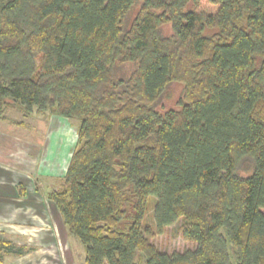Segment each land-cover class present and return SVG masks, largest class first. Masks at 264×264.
Wrapping results in <instances>:
<instances>
[{"label":"trees","instance_id":"trees-1","mask_svg":"<svg viewBox=\"0 0 264 264\" xmlns=\"http://www.w3.org/2000/svg\"><path fill=\"white\" fill-rule=\"evenodd\" d=\"M140 1L122 29L136 0H0V117L15 104L78 121L47 199L83 264H264V0ZM115 62L137 67L118 77ZM173 80L184 100L161 113ZM178 220L195 249L159 251L151 236Z\"/></svg>","mask_w":264,"mask_h":264},{"label":"rangeland","instance_id":"rangeland-1","mask_svg":"<svg viewBox=\"0 0 264 264\" xmlns=\"http://www.w3.org/2000/svg\"><path fill=\"white\" fill-rule=\"evenodd\" d=\"M136 0L121 21L128 29L140 11ZM216 29L207 28L212 35ZM161 36H171L169 23L158 28ZM133 62H115L113 73L127 77L135 68ZM184 83L173 80L166 85L153 108L161 113L180 108L184 100ZM7 102H10L8 99ZM0 117V264H83L84 247L70 235L47 194L63 185L71 153L77 141V120L33 110L24 114L15 104H8ZM237 173L246 175L249 157L239 156ZM248 167V169H246ZM131 194H127L129 199ZM132 213L126 205V215ZM128 219L121 223L124 228ZM143 223L153 227V199ZM181 220L153 234L150 242L161 252L193 250L196 243L186 239Z\"/></svg>","mask_w":264,"mask_h":264}]
</instances>
